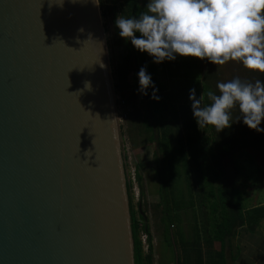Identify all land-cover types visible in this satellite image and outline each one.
I'll list each match as a JSON object with an SVG mask.
<instances>
[{"label":"water","instance_id":"95a60500","mask_svg":"<svg viewBox=\"0 0 264 264\" xmlns=\"http://www.w3.org/2000/svg\"><path fill=\"white\" fill-rule=\"evenodd\" d=\"M96 2L0 0V264H135Z\"/></svg>","mask_w":264,"mask_h":264},{"label":"trees","instance_id":"16d2710c","mask_svg":"<svg viewBox=\"0 0 264 264\" xmlns=\"http://www.w3.org/2000/svg\"><path fill=\"white\" fill-rule=\"evenodd\" d=\"M100 4L103 18L107 19L111 16L114 23L118 15L138 18L145 11L140 0H122L112 6L100 0ZM126 46L128 70L133 72L130 78L132 87L139 89L138 73L143 67L150 75L152 84L157 90L156 95L160 98L158 101L152 99L154 89L149 87L147 95L142 94L139 103L136 99L129 103L124 102L127 104L126 122L130 128L134 127L133 132L141 133V127H145L144 142L147 149L142 155L136 157L135 175L139 182L141 199H143L145 185L142 171L154 169L157 172L160 191L156 200L158 208L162 209L163 219L164 216L168 219L166 225L163 221V225L166 228L165 235L171 237V241L168 242L175 257L172 264H235L241 254L237 243L241 231L246 230L251 234H257L264 220V205L247 207L245 194L238 183L239 177L245 170L240 159L248 158L247 161L255 162L252 152L255 149L264 151V131L250 130L240 119L238 108L231 111V127L219 133L212 126L201 128L198 126L193 118L190 93L192 89H195L196 99L201 98L202 106L210 105L208 93L219 94L217 85L222 82L221 72L216 65L206 59L180 56H176L174 60H168L173 65L172 76L181 73L184 83L185 100L176 104L173 95L160 79L159 64L155 63L147 53H141L135 49L130 40L126 41ZM177 65L181 66L182 71L177 69ZM242 69L240 72V66V73L236 76L242 82L253 84L257 80L264 82V73L249 71L244 67ZM142 111L145 112L144 117L141 115ZM171 113L172 118L169 117ZM259 127L264 129V121ZM121 129L123 131L122 127ZM124 160L127 171L129 161L126 154H124ZM177 179L180 181L183 179L186 183L185 189L192 194L191 187H195L196 193L204 200L205 210L208 209V201L212 200L211 212L220 218L215 234H212L211 229L204 225L206 258L199 247L200 235L198 234L193 239H189L185 233H182V253L178 252L176 242L178 232L173 229L172 220L174 207L176 205L185 207V205L179 198H175L178 194ZM132 187L129 180L127 188L135 246V264H154V236L148 216V206H144L140 201L135 207ZM175 209L179 212L184 210L178 207ZM177 219L182 221L179 217ZM174 221L177 222L176 219ZM191 230L194 231L193 228ZM142 235L146 236V249ZM216 241L221 244L220 250L214 248ZM196 244L197 247H194Z\"/></svg>","mask_w":264,"mask_h":264},{"label":"clouds","instance_id":"9594fccd","mask_svg":"<svg viewBox=\"0 0 264 264\" xmlns=\"http://www.w3.org/2000/svg\"><path fill=\"white\" fill-rule=\"evenodd\" d=\"M115 27L155 63L180 56L214 65L240 62L246 70L264 73V0H149L138 18L118 15ZM138 79L140 93L147 95L152 87L151 98L158 101L145 68ZM217 88L219 94L208 93L209 106H202L191 90L193 118L200 128L212 126L218 133L230 128L231 111L238 108L250 130L264 131L259 127L264 121V82L244 83L236 77Z\"/></svg>","mask_w":264,"mask_h":264},{"label":"rangeland","instance_id":"374dc122","mask_svg":"<svg viewBox=\"0 0 264 264\" xmlns=\"http://www.w3.org/2000/svg\"><path fill=\"white\" fill-rule=\"evenodd\" d=\"M104 1L106 5L112 6L118 2H121L122 0ZM148 2L149 0H140V4L145 9V11ZM104 26L110 54L114 85L115 89L117 86L116 90H118L116 91V95L119 106L118 108L121 127L123 128V131L121 129L122 148L123 154L127 155L129 161L126 173L128 181L130 180L133 185V203L135 207L138 206L140 201L144 206H148V216L154 236V264H170V262H173L175 257L173 249L169 244L171 237L167 234L165 235L166 228L164 225H166L168 222L167 216H164L163 219L162 209L158 208L157 206L156 196L160 191V182L157 172L154 169L142 171L144 177L143 183L145 185V195L143 199H141L140 186L135 175L136 157L138 155H142L147 149L144 142V136H146L144 134L145 127H141L140 131L142 134L140 132H133L134 127L130 128L126 122L127 104L125 102L129 103L130 101L136 99L139 103L142 99V94L140 93L139 89L132 87V82H130L132 71L128 70L127 67L128 48L126 46V41L120 37L119 30L115 27V23L111 16L107 19L104 18ZM158 64L160 79L165 84V88L168 89V91L173 95V99L176 104L182 103L185 100V91L183 88L184 83L181 77L182 74L176 73L172 76L171 68L173 65L170 64L168 60H164ZM216 66L218 67L219 72H221L220 75L222 77V82H228L232 80L243 70V65L240 62L230 61L224 65ZM240 66L241 70L239 72ZM177 69L182 71L181 66L179 65H177ZM144 114L145 112L142 111L141 115L143 117ZM169 117L172 118L173 114L171 113ZM252 153L256 163L252 162L254 163L252 164L250 161H247L248 158L240 159V163L245 167V170L243 175L238 179V183L245 194L247 207L264 205V151L261 149H255ZM177 180L178 194L175 198H179V200L182 201V204L185 205V207L176 205L179 209H184L180 212L175 209L177 208L176 206L174 207L175 212L173 214L172 220L173 229L178 232L176 239L179 249L178 252H180V254L182 253V233H185L189 239H193L198 234L200 235L199 247L206 258L207 244L203 236L204 225H207L209 230L211 229V233L215 234L216 225L219 224L220 218L218 216L216 217L213 215V212H211L210 205L212 200L208 201V209L205 210L203 207L204 200L198 193H196L195 187H191L193 192L192 194L191 191L185 189L184 185L186 183L183 181V179L182 181L179 179ZM191 182L193 183L192 180ZM178 217L181 218L182 221H179L177 219ZM175 219L177 222L174 221ZM190 227L193 228L194 231H192ZM184 236L185 235L183 234V237ZM142 237L146 249V236L142 235ZM237 243L241 252L240 256L242 255L243 250L246 254H251L246 259V261H250L251 264H264V220L261 222L257 234H251L246 230L241 231V235L237 239ZM194 247H197V244ZM214 248L216 250L221 249V244L219 241L215 242Z\"/></svg>","mask_w":264,"mask_h":264},{"label":"crops","instance_id":"0c3cea01","mask_svg":"<svg viewBox=\"0 0 264 264\" xmlns=\"http://www.w3.org/2000/svg\"><path fill=\"white\" fill-rule=\"evenodd\" d=\"M243 231V230H242ZM178 251H179V249H178ZM246 251V250H245ZM251 254H246L245 252H244V250H243V252H242V255L240 256V258L235 262L236 264H251V262L250 261H246V259L250 256ZM173 263V262H172ZM171 262H170V264H172Z\"/></svg>","mask_w":264,"mask_h":264},{"label":"flooded vegetation","instance_id":"af4514ba","mask_svg":"<svg viewBox=\"0 0 264 264\" xmlns=\"http://www.w3.org/2000/svg\"><path fill=\"white\" fill-rule=\"evenodd\" d=\"M114 59H115V56H114ZM128 67V66H127ZM132 75H133V72H132Z\"/></svg>","mask_w":264,"mask_h":264}]
</instances>
